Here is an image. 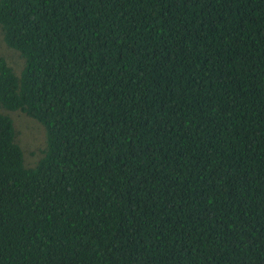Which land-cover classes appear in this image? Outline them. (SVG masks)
Listing matches in <instances>:
<instances>
[{
  "label": "trees",
  "instance_id": "trees-1",
  "mask_svg": "<svg viewBox=\"0 0 264 264\" xmlns=\"http://www.w3.org/2000/svg\"><path fill=\"white\" fill-rule=\"evenodd\" d=\"M0 31V264H264V0H0Z\"/></svg>",
  "mask_w": 264,
  "mask_h": 264
},
{
  "label": "rangeland",
  "instance_id": "rangeland-1",
  "mask_svg": "<svg viewBox=\"0 0 264 264\" xmlns=\"http://www.w3.org/2000/svg\"><path fill=\"white\" fill-rule=\"evenodd\" d=\"M0 55L7 57L14 62L17 69L23 65L18 52L5 46L2 33L0 31ZM13 122L15 131V141L21 148L23 154V163L26 168L34 167L43 156L46 146V131L36 120L27 117L21 112H6Z\"/></svg>",
  "mask_w": 264,
  "mask_h": 264
}]
</instances>
